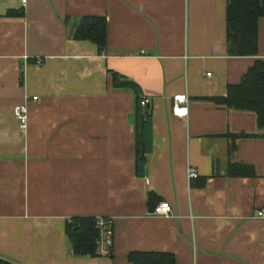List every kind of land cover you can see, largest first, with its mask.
<instances>
[{
  "label": "crops",
  "instance_id": "0c3cea01",
  "mask_svg": "<svg viewBox=\"0 0 264 264\" xmlns=\"http://www.w3.org/2000/svg\"><path fill=\"white\" fill-rule=\"evenodd\" d=\"M227 6L0 0V259L130 264L131 253H164L176 264H264V218L256 217L264 211V130L254 113L216 103L264 61V18L258 56L231 58ZM86 17L108 22L103 55L70 37ZM111 73L148 100L145 130L143 107L131 91L114 89ZM180 94L190 98L185 119L172 113ZM26 102L23 132L14 109ZM233 135L245 136L234 150ZM235 165L253 167L257 177H231ZM191 170L198 179L190 180ZM162 202L172 205V218L151 216ZM73 218L110 220L112 255L74 256L66 234Z\"/></svg>",
  "mask_w": 264,
  "mask_h": 264
},
{
  "label": "trees",
  "instance_id": "16d2710c",
  "mask_svg": "<svg viewBox=\"0 0 264 264\" xmlns=\"http://www.w3.org/2000/svg\"><path fill=\"white\" fill-rule=\"evenodd\" d=\"M9 17H24V13L9 12ZM264 18V0H228L227 6V53L231 58H255L258 56V24ZM108 22L105 18L86 17L81 19L71 32V39L77 42H88L97 47L98 54L103 55L108 51L107 44ZM113 85L116 90L131 91L135 95L137 107L142 108V94L139 86L111 73ZM217 104L230 110L251 112L257 116L260 130H264V61H257L253 68L244 76L241 84L228 88L227 98L216 101ZM141 124L145 130L150 117L148 108L144 110ZM143 137L137 142V169L140 175L141 168L145 165V158L140 151ZM140 134V135H141ZM233 147L236 141L244 135L232 136ZM141 176V175H140ZM234 178L257 177L253 167L235 165L230 171ZM153 196L150 195V201ZM108 220V219H104ZM101 220L96 218H73L67 222L66 234L74 256L80 258H97L99 254L98 241L101 236L98 224ZM130 264H176V258L172 254L164 253H131L128 256ZM0 264H11L0 259Z\"/></svg>",
  "mask_w": 264,
  "mask_h": 264
},
{
  "label": "built area",
  "instance_id": "2783aa9c",
  "mask_svg": "<svg viewBox=\"0 0 264 264\" xmlns=\"http://www.w3.org/2000/svg\"><path fill=\"white\" fill-rule=\"evenodd\" d=\"M208 77H211L209 74ZM38 98H33V102H37ZM148 100L142 102V107L144 110L148 108ZM189 104L190 98L186 94L176 95L173 98L172 113L175 118L185 119L189 116ZM29 103L26 102L23 105L16 106L14 109V116L16 121L20 126V130L26 132L29 125ZM190 180L198 179L199 176L197 172L191 170L189 171ZM174 211L172 205L168 202H162L159 204L154 212L152 217L155 218H172ZM257 218H264V211H260L256 214ZM98 227L101 232L100 239L98 241L99 254L102 256L110 257L113 253L114 248V230L113 224L110 220H101L98 224Z\"/></svg>",
  "mask_w": 264,
  "mask_h": 264
}]
</instances>
